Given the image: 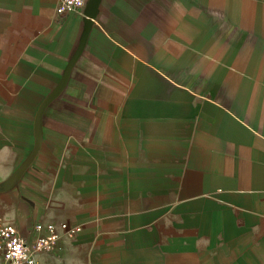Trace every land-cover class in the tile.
<instances>
[{
    "label": "crops",
    "instance_id": "crops-1",
    "mask_svg": "<svg viewBox=\"0 0 264 264\" xmlns=\"http://www.w3.org/2000/svg\"><path fill=\"white\" fill-rule=\"evenodd\" d=\"M0 0V225L80 230L39 264H264V0Z\"/></svg>",
    "mask_w": 264,
    "mask_h": 264
},
{
    "label": "built area",
    "instance_id": "built-area-1",
    "mask_svg": "<svg viewBox=\"0 0 264 264\" xmlns=\"http://www.w3.org/2000/svg\"><path fill=\"white\" fill-rule=\"evenodd\" d=\"M86 0H57L56 13L81 14ZM35 236L27 239L12 225H0V264H39L36 255L51 252L60 243L57 230L71 235L80 230L79 226L70 228L67 223L36 222L33 226Z\"/></svg>",
    "mask_w": 264,
    "mask_h": 264
}]
</instances>
